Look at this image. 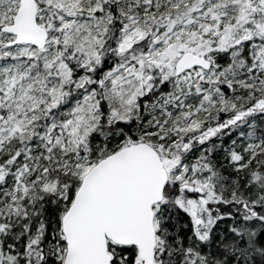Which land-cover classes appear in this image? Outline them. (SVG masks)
Listing matches in <instances>:
<instances>
[{
    "label": "snow or ice",
    "instance_id": "1",
    "mask_svg": "<svg viewBox=\"0 0 264 264\" xmlns=\"http://www.w3.org/2000/svg\"><path fill=\"white\" fill-rule=\"evenodd\" d=\"M0 264H264V0H0Z\"/></svg>",
    "mask_w": 264,
    "mask_h": 264
}]
</instances>
